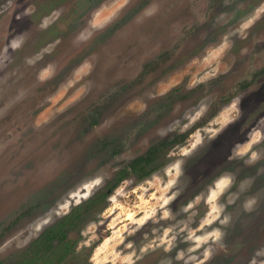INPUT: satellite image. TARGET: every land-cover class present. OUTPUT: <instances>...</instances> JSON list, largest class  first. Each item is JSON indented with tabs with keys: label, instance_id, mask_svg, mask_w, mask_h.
<instances>
[{
	"label": "rangeland",
	"instance_id": "obj_1",
	"mask_svg": "<svg viewBox=\"0 0 264 264\" xmlns=\"http://www.w3.org/2000/svg\"><path fill=\"white\" fill-rule=\"evenodd\" d=\"M163 140L63 264H264V0H0L1 264Z\"/></svg>",
	"mask_w": 264,
	"mask_h": 264
},
{
	"label": "trees",
	"instance_id": "obj_2",
	"mask_svg": "<svg viewBox=\"0 0 264 264\" xmlns=\"http://www.w3.org/2000/svg\"><path fill=\"white\" fill-rule=\"evenodd\" d=\"M247 86L248 84H246ZM179 138L184 140L185 135H179ZM168 145L167 140L152 145L144 156L135 158L124 169H120L116 173L112 185L98 189L88 198L74 205L68 213L44 228L14 262H6L5 264L65 263L76 252L78 242L70 239L69 233L73 230L78 231L85 218L91 215L94 210H101L105 207L111 191L117 184L127 178L129 171L130 173L139 172L138 177L140 178L148 177L155 172L159 168V164H156L157 155ZM94 247L92 246V248ZM92 248H89V253H91Z\"/></svg>",
	"mask_w": 264,
	"mask_h": 264
},
{
	"label": "flooded vegetation",
	"instance_id": "obj_3",
	"mask_svg": "<svg viewBox=\"0 0 264 264\" xmlns=\"http://www.w3.org/2000/svg\"><path fill=\"white\" fill-rule=\"evenodd\" d=\"M134 264H144L143 262H137V263H134ZM147 264V263H146Z\"/></svg>",
	"mask_w": 264,
	"mask_h": 264
}]
</instances>
